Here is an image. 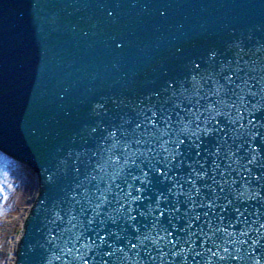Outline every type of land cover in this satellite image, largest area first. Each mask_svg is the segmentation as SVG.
I'll use <instances>...</instances> for the list:
<instances>
[{
	"label": "water",
	"instance_id": "water-1",
	"mask_svg": "<svg viewBox=\"0 0 264 264\" xmlns=\"http://www.w3.org/2000/svg\"><path fill=\"white\" fill-rule=\"evenodd\" d=\"M0 158L36 175L12 264H264V0H0Z\"/></svg>",
	"mask_w": 264,
	"mask_h": 264
},
{
	"label": "snow or ice",
	"instance_id": "snow-or-ice-1",
	"mask_svg": "<svg viewBox=\"0 0 264 264\" xmlns=\"http://www.w3.org/2000/svg\"><path fill=\"white\" fill-rule=\"evenodd\" d=\"M242 71H243L242 68H238L237 71L234 72L232 75H226L225 76V80L229 84H234L238 80L241 81V82H243V83H245V84H247V81H243V77H241L239 75V73L242 72ZM236 86L239 87L240 85L237 84ZM255 86H256L255 84H252L251 85L252 88H255ZM254 94L255 93H253V95ZM138 127H139V125H138ZM197 127H199V125H197ZM184 144H185V141L184 140H180V139L177 140V142H176V144L174 146V153H175V155H179V156L183 157L185 155L191 154V155H189V158L190 159L192 158V155H194L195 157H200L202 155L201 150H200V145L198 143L192 142L191 144H188L187 146H185L184 151H180V146L181 145H184ZM165 151H167V149H165ZM218 151H219V149H217V152ZM172 159L174 160L175 159V156H173ZM181 164H183V160H181ZM189 168H191L192 170H191V172H189V174H188L189 178L185 182L187 184H189L192 187V189L195 190L196 195L199 196L200 195V189L196 187V185H195L193 179H191V177L194 174L195 177L198 178L199 180H205V177H208V173L204 169V166L203 165H201V168H200L199 171H197L195 168H192L191 165H189ZM158 171L162 172L163 170L162 169H158ZM202 173H203V175H202ZM144 175L147 176V173H144ZM209 178L212 179V181L214 183H217L218 186H220L218 184V182L215 180V177L214 176L209 177ZM133 179H137L138 180L139 177H133ZM256 179L259 181L261 179V177H256ZM179 187L182 189L184 187V184H179ZM205 187H209L210 188V186L207 185L206 182H205ZM220 190L223 191V187L222 186H220ZM137 192H141V189H137ZM183 194H184L183 192L180 193V195H183ZM127 195L129 197H131L132 196V193L131 192H128ZM140 199H141L140 196L133 197V201L134 202H137ZM149 199H151V198L149 197ZM217 199H219V197H217ZM159 203H160L159 200H157V207H158V210H159V216L157 217V220L154 221V225L156 223H161L162 221H161L160 218H164L166 216L165 209L164 208H159ZM193 203L195 204V201H193ZM231 204H232V201H230V200H228L227 203L224 204V205L217 204L215 200H208L207 202L201 201L200 204H199V206L201 208L207 207L209 210H213V209L218 208L221 212H227L228 211V205H231ZM121 207L127 212V218H128V220H130V221L133 222V224L131 225V227L134 228V231L136 233H139L140 232V227H135V223L137 221V216H143L144 213L143 212H137V215H133L132 213H133V211H135V209L127 208L124 205H121ZM172 210L175 211V212H179V208L178 207H175V206H173ZM233 211H235L236 213H239V214L242 215V213L240 212V208H238V207H234L233 208ZM205 215H207V213ZM195 219L196 220H199L200 217L199 216H196ZM220 219L222 220L223 219V216H221ZM170 223H171V221H169V224ZM142 226L143 227H147V225H142ZM262 227H264V225H262ZM164 231L166 232L167 235H169V236L172 235V233L170 231H168L167 228L164 229ZM137 238H139V237H137ZM101 239H103V237H101ZM145 239H148V237H145ZM160 239H164V237H160ZM170 242L173 243V244H175V241L174 240L173 241H170ZM153 243H156V241H153ZM255 243H256V241H253V244H255ZM136 246L137 245L134 244V243L131 244V247L132 248H136ZM224 252H228V249L225 248L224 249ZM107 255L111 256L112 253L111 252H108ZM213 255H216V253H213ZM224 258L225 257H220V259H224ZM152 259H155V257H152ZM236 259H239V257H236ZM85 264H86V262H85ZM105 264H107V262H105ZM256 264H259V261L258 260L256 261Z\"/></svg>",
	"mask_w": 264,
	"mask_h": 264
},
{
	"label": "rangeland",
	"instance_id": "rangeland-1",
	"mask_svg": "<svg viewBox=\"0 0 264 264\" xmlns=\"http://www.w3.org/2000/svg\"><path fill=\"white\" fill-rule=\"evenodd\" d=\"M28 191V184L16 180L0 168V252H3L0 255V264H3L5 258L11 261L14 257V249H9H12L13 243L21 234V216L23 208L28 206L25 202Z\"/></svg>",
	"mask_w": 264,
	"mask_h": 264
},
{
	"label": "bare ground",
	"instance_id": "bare-ground-1",
	"mask_svg": "<svg viewBox=\"0 0 264 264\" xmlns=\"http://www.w3.org/2000/svg\"><path fill=\"white\" fill-rule=\"evenodd\" d=\"M10 159V158H9ZM17 167H21V169H23L24 167H23V165L21 164V163H17ZM24 184H26V182H24ZM31 198V199H33V197H34V191H31V190H29L28 191V193H27V195L25 196V198ZM26 212H27V210H25V211H23V214H26ZM23 216V215H22ZM15 242L13 243V247H12V249H9L10 251L11 250H13L14 248H15ZM1 253H3V252H0V255H2ZM6 255H7V253H6ZM13 259L14 258H11V261L9 260V261H7V258H5L4 259V261H3V264H12L13 263Z\"/></svg>",
	"mask_w": 264,
	"mask_h": 264
}]
</instances>
